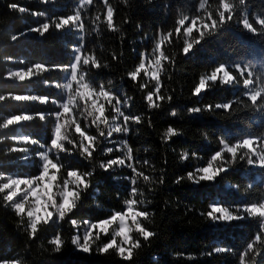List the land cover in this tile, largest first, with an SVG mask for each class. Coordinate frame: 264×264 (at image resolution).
<instances>
[{
    "label": "trees",
    "instance_id": "1",
    "mask_svg": "<svg viewBox=\"0 0 264 264\" xmlns=\"http://www.w3.org/2000/svg\"><path fill=\"white\" fill-rule=\"evenodd\" d=\"M79 1L0 0V263L264 264V222L248 211L264 207V168L241 145L264 138V91L245 96L247 82H264V0H93L79 14L82 43L70 21ZM80 44L83 82L108 98L99 110L83 98L60 114L62 139L50 153L54 197L65 183L75 194L61 217L31 231L2 182L38 175ZM158 45L156 82L137 69ZM220 67L230 82L211 78ZM12 70L29 77L15 82ZM19 136L32 141L27 165ZM206 168L212 179L202 177ZM129 203L140 231L131 230L127 257L102 249L110 236L75 251L84 224ZM215 206L230 220L215 222Z\"/></svg>",
    "mask_w": 264,
    "mask_h": 264
},
{
    "label": "rangeland",
    "instance_id": "2",
    "mask_svg": "<svg viewBox=\"0 0 264 264\" xmlns=\"http://www.w3.org/2000/svg\"><path fill=\"white\" fill-rule=\"evenodd\" d=\"M93 0H80L77 5V11L74 17L70 18L73 28L77 32L79 42L83 41V31L79 21V14L88 8ZM106 2V0H100ZM207 0H204V3ZM110 13L108 12L107 19L109 20ZM68 21L61 20V24H66ZM260 23L259 20H257ZM246 29H250L247 22H244ZM195 26L193 23L187 29L189 33ZM87 58L82 54V45L73 48L72 63L67 70L66 76L59 89L63 94V101L57 105V112L55 113V123L53 126V137L51 147L42 148V151L37 155L39 160V173L33 178H22L17 176H8L3 179L1 190L5 195L6 201L12 210L18 215H24L28 220V225L31 231L36 226L43 222L50 221L53 217H61L71 206L74 190H72L67 183H65L58 192V201L54 197V180H55V166L50 159V153L53 147L59 146L62 139L60 114H72V110L76 105L77 100L88 98L93 101L95 109L99 110L97 104L102 98L107 99V95L96 94L91 91L83 82L82 75L79 69L86 64ZM137 71L143 72L145 76L153 81H158L160 72V53L159 45L150 57H143L138 66ZM8 77L20 82L29 77L27 72L22 70H12ZM220 77L224 82H230L231 78L223 67L215 71L211 78ZM245 96L251 100H255L258 95L264 91V82L259 81L257 84L246 83ZM18 99L28 100L27 96ZM32 99V98H31ZM36 100V98H33ZM41 101L45 102V99ZM22 118H12L9 122H20ZM18 144L17 149L24 152L22 162L27 165L32 156L30 146L32 141L27 136H19L15 138ZM30 144V145H28ZM241 145L249 149L254 156L257 157L258 167L264 168V138L259 144H256L252 139H245ZM258 148L259 151L256 149ZM224 149L232 152V149L224 146ZM201 175L205 179H212L214 172L211 168H206L201 171ZM214 217L215 222H227L230 220V215L223 209L215 206ZM248 211L256 216H259L264 222V207L263 205L251 206ZM139 212L133 203L127 204L122 213L114 214L110 219L99 223H86L80 229L74 240L75 251L78 253H87L89 244L93 238L98 236H110V240L103 246L106 248H115L117 252L127 257L131 247L130 232L132 229L140 231L139 227ZM8 264V263H0Z\"/></svg>",
    "mask_w": 264,
    "mask_h": 264
},
{
    "label": "snow or ice",
    "instance_id": "3",
    "mask_svg": "<svg viewBox=\"0 0 264 264\" xmlns=\"http://www.w3.org/2000/svg\"><path fill=\"white\" fill-rule=\"evenodd\" d=\"M107 250V248L105 249V251Z\"/></svg>",
    "mask_w": 264,
    "mask_h": 264
}]
</instances>
